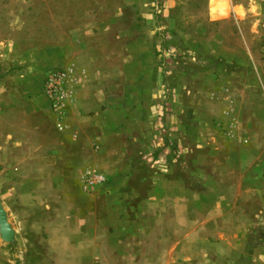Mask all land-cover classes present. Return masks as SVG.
I'll return each mask as SVG.
<instances>
[{
	"label": "rangeland",
	"instance_id": "374dc122",
	"mask_svg": "<svg viewBox=\"0 0 264 264\" xmlns=\"http://www.w3.org/2000/svg\"><path fill=\"white\" fill-rule=\"evenodd\" d=\"M229 1L0 0V264H261L264 0Z\"/></svg>",
	"mask_w": 264,
	"mask_h": 264
},
{
	"label": "water",
	"instance_id": "95a60500",
	"mask_svg": "<svg viewBox=\"0 0 264 264\" xmlns=\"http://www.w3.org/2000/svg\"><path fill=\"white\" fill-rule=\"evenodd\" d=\"M13 237H14V230L8 221L7 213L0 199V238L4 242L8 243L13 240Z\"/></svg>",
	"mask_w": 264,
	"mask_h": 264
},
{
	"label": "bare ground",
	"instance_id": "6f19581e",
	"mask_svg": "<svg viewBox=\"0 0 264 264\" xmlns=\"http://www.w3.org/2000/svg\"><path fill=\"white\" fill-rule=\"evenodd\" d=\"M210 10L213 17L219 18L226 16L233 9L229 0H210Z\"/></svg>",
	"mask_w": 264,
	"mask_h": 264
},
{
	"label": "crops",
	"instance_id": "0c3cea01",
	"mask_svg": "<svg viewBox=\"0 0 264 264\" xmlns=\"http://www.w3.org/2000/svg\"><path fill=\"white\" fill-rule=\"evenodd\" d=\"M230 3H231V1H230ZM227 94H229V93H227ZM229 95H230V94H229ZM227 99H230V100H231L230 97H227ZM261 264H264V254H262V262H261Z\"/></svg>",
	"mask_w": 264,
	"mask_h": 264
}]
</instances>
